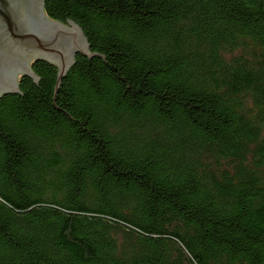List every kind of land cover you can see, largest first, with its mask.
Here are the masks:
<instances>
[{
    "label": "trees",
    "instance_id": "obj_1",
    "mask_svg": "<svg viewBox=\"0 0 264 264\" xmlns=\"http://www.w3.org/2000/svg\"><path fill=\"white\" fill-rule=\"evenodd\" d=\"M60 82L0 97V264H264V0H44Z\"/></svg>",
    "mask_w": 264,
    "mask_h": 264
},
{
    "label": "water",
    "instance_id": "obj_2",
    "mask_svg": "<svg viewBox=\"0 0 264 264\" xmlns=\"http://www.w3.org/2000/svg\"><path fill=\"white\" fill-rule=\"evenodd\" d=\"M44 7V0H0V97L9 92L23 95L19 88L22 75L38 86L41 78L34 72V60L57 66L54 99L78 54H85L88 60L96 54L104 59L91 52L78 23L53 20Z\"/></svg>",
    "mask_w": 264,
    "mask_h": 264
}]
</instances>
